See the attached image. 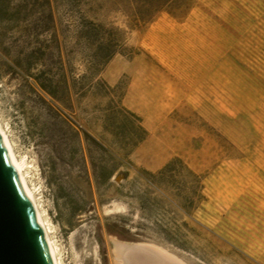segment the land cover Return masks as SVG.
<instances>
[{"label":"rangeland","instance_id":"1","mask_svg":"<svg viewBox=\"0 0 264 264\" xmlns=\"http://www.w3.org/2000/svg\"><path fill=\"white\" fill-rule=\"evenodd\" d=\"M12 1L26 8L27 24L41 17L46 4ZM51 1L63 52L74 53L65 61L76 72L84 70V61L75 55L81 48L72 35L77 18L67 3L119 33L125 51L101 72L117 87L115 97L88 98L74 112L61 111L14 63L24 58L27 39L0 22V119L17 155L29 163V182L54 226L64 263L116 264L110 240L116 236L154 243L186 264H264V0H171L139 25L126 13L133 0ZM54 61L59 73L61 64ZM119 94L148 131L128 157L103 129L105 109ZM65 121L123 158L109 182L96 180L90 154L105 163L110 152L89 151L85 143L80 152L68 148ZM177 157L204 176L207 198L195 213L206 229L192 222L197 234L185 248L155 232L152 219L142 221L132 197L141 187L133 182L138 170L157 171ZM125 171L129 179L116 181ZM170 218L165 225L171 226ZM113 222L133 233L146 226V237L123 239L108 231Z\"/></svg>","mask_w":264,"mask_h":264},{"label":"trees","instance_id":"2","mask_svg":"<svg viewBox=\"0 0 264 264\" xmlns=\"http://www.w3.org/2000/svg\"><path fill=\"white\" fill-rule=\"evenodd\" d=\"M42 10L38 11L41 17L30 24L29 14L23 6H16L12 0H0V22L4 23L9 29L19 32L25 40V48L21 50L24 57L21 60H14L15 64L22 67L27 75L34 78L38 87L44 94L50 97L59 110L68 109L72 112L76 109V104L92 97H111L117 87L112 88L102 77L103 68L118 53H125L122 39L119 33L108 29L102 23L94 19H88L80 7L72 3L66 4V10L70 15L75 16L77 25L72 30L75 43L80 46V52L84 61V70L76 72L75 68L65 61V56L72 60L73 54H65L60 41L59 24L57 19L56 6L51 0H45ZM171 0H133L128 3L126 13L135 25L149 22L155 13L161 11ZM75 7L79 10H75ZM36 11H34L35 13ZM27 13V14H26ZM49 35L50 38L40 41V37ZM33 40H29V38ZM3 51L5 48H2ZM9 56V54H6ZM76 58V57H75ZM61 64L59 73L54 72L50 63ZM70 61V60H69ZM36 70V72H32ZM118 100L114 99L105 109L103 116V129L110 134L120 145L124 155L130 156L134 148L142 143L148 136V131L142 123V118L126 109L122 105L121 95H117ZM135 117V121L130 120L129 116ZM66 122L68 148H73L80 152L85 143L91 151L99 149L110 152V160H98L90 154L94 176L98 182H109L118 169L123 166V158L110 151L103 141L97 139L87 130H83L84 138L81 133L75 130ZM62 143V142H61ZM76 159V158H74ZM84 163L85 156L80 158ZM125 180L130 177L129 171L124 172ZM48 184L52 185L51 180L46 176ZM135 183L141 187L132 193L140 206L138 217L143 221L147 218L153 220L155 232L160 234L166 241L180 248L187 247L189 236L197 234V228L191 223L206 229L195 217L196 211L202 203L206 201L204 176L190 167L182 158H173L157 171L140 169L134 178ZM171 202L168 206L165 200ZM171 216V226L164 224L166 217ZM140 222V224L144 225ZM146 227V226H145ZM144 226H139L140 232H131L119 222L107 224L110 233L120 236L126 240H138L146 237Z\"/></svg>","mask_w":264,"mask_h":264},{"label":"water","instance_id":"3","mask_svg":"<svg viewBox=\"0 0 264 264\" xmlns=\"http://www.w3.org/2000/svg\"><path fill=\"white\" fill-rule=\"evenodd\" d=\"M124 174L115 177L121 182ZM135 244L116 236L110 240ZM0 264H53L17 173L0 139Z\"/></svg>","mask_w":264,"mask_h":264},{"label":"bare ground","instance_id":"4","mask_svg":"<svg viewBox=\"0 0 264 264\" xmlns=\"http://www.w3.org/2000/svg\"><path fill=\"white\" fill-rule=\"evenodd\" d=\"M0 139L6 150L11 165L25 188L52 263L65 264L62 258L60 245L54 237V226L51 224V221L46 215V210L41 208V203L36 194V188H32L29 182V163L17 155L8 131L2 124L1 119ZM113 255L116 264H186L170 251L150 242L127 244L114 239Z\"/></svg>","mask_w":264,"mask_h":264}]
</instances>
